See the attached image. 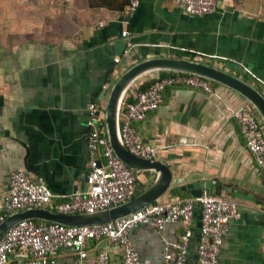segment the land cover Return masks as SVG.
Here are the masks:
<instances>
[{
    "label": "crops",
    "instance_id": "obj_1",
    "mask_svg": "<svg viewBox=\"0 0 264 264\" xmlns=\"http://www.w3.org/2000/svg\"><path fill=\"white\" fill-rule=\"evenodd\" d=\"M17 1L3 9L0 0V204L17 170L43 177L58 201L86 191L89 108L106 110L114 83L141 60L203 62L264 93V0H218L214 14L197 17L171 0H142L132 16L125 14L129 0H25L24 14ZM153 76L137 82L126 100ZM212 84L214 94L169 87L161 107L135 127L172 174L157 202L195 199L199 187L235 202L241 218L230 223L220 264H264V172L232 117L242 106L257 111L237 91ZM137 175V195L158 177L154 170ZM190 229L193 253L200 239L195 219ZM184 232L182 223L163 231L138 225L130 239L143 264H173L166 248L174 253ZM86 248L92 260L101 248L114 264L122 260L111 241H88ZM47 264H77V254L63 250Z\"/></svg>",
    "mask_w": 264,
    "mask_h": 264
},
{
    "label": "built area",
    "instance_id": "obj_2",
    "mask_svg": "<svg viewBox=\"0 0 264 264\" xmlns=\"http://www.w3.org/2000/svg\"><path fill=\"white\" fill-rule=\"evenodd\" d=\"M191 17L212 15L218 0H171ZM142 0H130L125 14H135ZM129 36L128 31L122 33ZM188 87L214 94L212 82L206 78L173 72L138 91L134 101L124 103L121 113V134L129 151L144 159L155 160L159 148L146 144L135 124L144 121L164 103L169 87ZM89 172L85 192H74L64 201L48 189L45 180L24 170L12 173L8 195L0 204V224L9 216L28 208H48L61 214L95 213L132 200L138 194L137 171L128 167L114 152L107 136L105 110L96 104L89 108ZM248 151L264 172V123L248 106L232 112ZM202 205L200 239L196 264H220L222 248L230 223L241 218L238 205L224 197L203 194L201 198L157 202L125 218L106 224L66 226L53 222L21 221L0 240V264H47L63 250L77 254V264H114L108 248H101L94 260L86 248L87 242L104 240L116 244L122 251L120 264H143L131 239V230L138 225H152L163 231L169 223H182L185 232L173 246L166 248V259L173 264H188L193 232L190 229L196 204Z\"/></svg>",
    "mask_w": 264,
    "mask_h": 264
},
{
    "label": "water",
    "instance_id": "obj_3",
    "mask_svg": "<svg viewBox=\"0 0 264 264\" xmlns=\"http://www.w3.org/2000/svg\"><path fill=\"white\" fill-rule=\"evenodd\" d=\"M229 65L239 66L231 61ZM161 72H179L197 75L232 88L252 104L264 123V93L245 80L206 63L189 59L162 57L141 60L127 69L110 89L105 110V126L108 139L115 154L128 167L135 171L154 170L158 173L153 186L126 203L95 213L61 214L48 208H28L25 211L7 217L0 224V240L15 225L28 219L60 223L66 226L106 224L130 216L158 201L170 186L172 174L169 168L159 161L137 157L129 151L121 134V113L128 93L134 85L150 75ZM204 185V188H212L210 183H205L202 187ZM204 191L203 188L199 187L198 190L192 191L191 194L197 199L203 196ZM194 219L200 233L202 219V205L200 203L196 204ZM197 258L198 244L194 252L190 254L188 264H196Z\"/></svg>",
    "mask_w": 264,
    "mask_h": 264
},
{
    "label": "trees",
    "instance_id": "obj_4",
    "mask_svg": "<svg viewBox=\"0 0 264 264\" xmlns=\"http://www.w3.org/2000/svg\"><path fill=\"white\" fill-rule=\"evenodd\" d=\"M129 1H128V4H129ZM170 73H173V72H170ZM170 73L169 72H161V73L155 74L152 78H148V79L143 80V83L140 84V86L138 88V91L145 90L151 83L155 82L159 78H163V77L167 76ZM36 221L37 222H42L41 220H36Z\"/></svg>",
    "mask_w": 264,
    "mask_h": 264
},
{
    "label": "rangeland",
    "instance_id": "obj_5",
    "mask_svg": "<svg viewBox=\"0 0 264 264\" xmlns=\"http://www.w3.org/2000/svg\"><path fill=\"white\" fill-rule=\"evenodd\" d=\"M8 1L9 0H7V1L6 0H2V2H3V5H2L3 6V9H4V7H9V6H4V4L8 3ZM17 2H18V7L21 8V10H22V12L24 14L25 11H26L25 10V4H26L25 0H18Z\"/></svg>",
    "mask_w": 264,
    "mask_h": 264
}]
</instances>
